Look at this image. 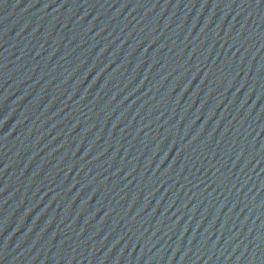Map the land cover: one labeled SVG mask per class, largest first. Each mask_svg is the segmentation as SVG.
Returning <instances> with one entry per match:
<instances>
[{
    "label": "water",
    "instance_id": "obj_1",
    "mask_svg": "<svg viewBox=\"0 0 264 264\" xmlns=\"http://www.w3.org/2000/svg\"><path fill=\"white\" fill-rule=\"evenodd\" d=\"M0 264H264V0H0Z\"/></svg>",
    "mask_w": 264,
    "mask_h": 264
}]
</instances>
